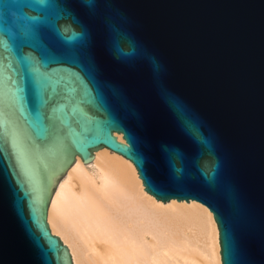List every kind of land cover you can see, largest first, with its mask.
I'll use <instances>...</instances> for the list:
<instances>
[{"label": "water", "instance_id": "obj_1", "mask_svg": "<svg viewBox=\"0 0 264 264\" xmlns=\"http://www.w3.org/2000/svg\"><path fill=\"white\" fill-rule=\"evenodd\" d=\"M0 135V264H73L51 195L113 138L264 264V0H0Z\"/></svg>", "mask_w": 264, "mask_h": 264}, {"label": "bare ground", "instance_id": "obj_2", "mask_svg": "<svg viewBox=\"0 0 264 264\" xmlns=\"http://www.w3.org/2000/svg\"><path fill=\"white\" fill-rule=\"evenodd\" d=\"M79 155L55 184L47 210L73 264H221L218 229L196 199H157L133 162L105 146Z\"/></svg>", "mask_w": 264, "mask_h": 264}, {"label": "snow or ice", "instance_id": "obj_3", "mask_svg": "<svg viewBox=\"0 0 264 264\" xmlns=\"http://www.w3.org/2000/svg\"><path fill=\"white\" fill-rule=\"evenodd\" d=\"M55 105H53L54 107ZM178 114L181 116V118H183V114L182 112H180V110L178 109ZM114 131H123V129L116 127L113 129ZM126 140H129L128 136H125ZM129 142L131 143L132 141L129 140ZM112 144L115 146L114 150H118L121 151L122 153H128L130 152L129 149L124 148L122 145L117 144L115 139H112ZM10 148V143L9 141L3 136L0 135V154L3 153H7L9 151ZM133 155H136L135 153H133ZM131 158V157H130ZM134 163L137 164V167L141 169V178L143 180V183L145 185L146 191H148L151 195L153 196H157L158 199H163L165 201H167V199H169L170 197H168L167 195H165V191L162 187H159L157 185H155L147 176L145 173H143L142 170V163H140L137 160H134ZM12 167H15V163L13 162Z\"/></svg>", "mask_w": 264, "mask_h": 264}]
</instances>
